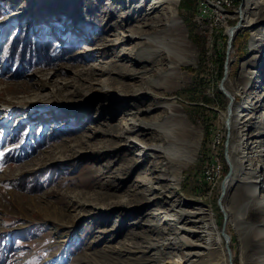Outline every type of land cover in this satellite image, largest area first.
<instances>
[{
	"label": "rangeland",
	"instance_id": "374dc122",
	"mask_svg": "<svg viewBox=\"0 0 264 264\" xmlns=\"http://www.w3.org/2000/svg\"><path fill=\"white\" fill-rule=\"evenodd\" d=\"M126 6L0 0V264H264V189L250 197L243 188L250 175L264 188V0H178L179 29L144 27L134 47L116 43L141 22ZM121 18L126 24L114 27ZM173 38L183 60L165 88H153L148 80L165 73L167 61L149 59L148 49ZM13 46L25 61L6 56ZM123 47L141 60L117 61ZM137 71L145 74L133 78ZM224 89L236 97L232 119L250 108L241 130L225 122ZM125 121L166 122L187 143L186 156L137 159L135 143L168 140L159 132L118 139ZM150 161L160 164L154 180ZM27 177L49 186L22 190ZM194 207L211 222L208 242L166 244L181 210ZM164 218L172 224L161 232Z\"/></svg>",
	"mask_w": 264,
	"mask_h": 264
},
{
	"label": "bare ground",
	"instance_id": "6f19581e",
	"mask_svg": "<svg viewBox=\"0 0 264 264\" xmlns=\"http://www.w3.org/2000/svg\"><path fill=\"white\" fill-rule=\"evenodd\" d=\"M116 1H119L121 3L122 2L125 3L127 5L126 7L129 8V11L131 12V14H133V18L141 21L139 24L133 25L132 28H130V30L128 31V33H126V34L120 33V35H119L120 40L117 41L116 43L121 42L122 39H127L130 41V44L132 43V45H129V46L134 47L132 40L135 38H138L137 34L144 27L153 28V27H158L160 25H164L168 32L169 31L174 32V31L178 30L179 25H181L180 21H178V19L175 16V7L177 5L178 0H116ZM146 1L150 2L149 4H147V6H145ZM23 11H25V9ZM166 13L168 16L165 18L164 14H166ZM243 13H244V10L239 11V14H243ZM163 16L165 18V22L162 21ZM108 18L109 17L107 14V15H105V17H102L100 19L99 23L104 24ZM129 19H130V17H129ZM159 22H162V23H159ZM124 24H126V22H125L124 18H121L118 22H115L113 24V26L117 27V28L118 27L122 28ZM111 27H112V25H111ZM234 33H235L234 28H229L227 30V34L230 37V39H233ZM151 39H153V41L157 42L155 40L156 36H154V37L153 36H145V40L147 42H150ZM157 43H159V42H157ZM176 43L177 42L175 41V38H173V39L169 40L168 45H162V44L159 45L158 48L159 49L162 48L161 54H160L159 49H157L155 51L148 49L150 52L149 54H147L149 59L157 58L158 64H160V62H162L164 60L167 61L166 72L159 74V78H156L155 80H148L149 86H152L153 88H157V89H161V88L163 89L166 86V82L169 78L168 76L174 75V77H176V65L181 63V61L183 60V51H184V49ZM125 46H127V45H125ZM123 48L124 49L120 53V55L119 56L117 55L118 56L117 61H122L123 57H125V59H128L134 65L136 63V61L141 60V58L135 59L133 57V55L130 54L131 52H129V50L131 48H128V47H123ZM144 58H147V57H144ZM110 62H115V61L111 60ZM114 65L115 64H113V66ZM109 70H112V69H109ZM109 70H108V72H109ZM155 71H157V73H160V71L156 68H155ZM139 73H143V71L131 72V74L133 75V78H137L138 77L137 74H139ZM143 74H145V73H143ZM143 74H141V75H143ZM127 75L130 76L129 69H128ZM139 78H142V76ZM224 91L228 95L229 106H230V114H228V112L225 113V122L229 123L230 129L232 128V129L241 130V126L239 124L240 123L245 124L250 119V115H249L250 114V112H249L250 108L248 109V107H244V109L241 110L237 114V117L235 119H232V117H233L231 115L232 111L237 110L236 108L233 107V102L236 99V97H235V95H233L232 93H229L225 89H224ZM171 106H172L171 103H166V104H164L163 107H165L167 110H170ZM127 120H130V119H127ZM165 123H163V122L162 123H154V122L153 123H145V122L138 121L137 124H134L132 122H126L125 121L124 125L122 126L120 132L117 134L116 137L119 139V138H122L129 133H132V134H135L136 136H139L140 134H143L144 132H150L152 134L159 132L158 137H160L163 141L168 140V142L164 143V142L155 141V143H151V144H148L145 146L138 145L135 143V145H137V150L135 151L134 155L137 157V159H142V157L145 156V153H148L147 157L148 156L151 157V155L153 154L154 156L153 155L152 156L154 158H157L155 156H160L162 151L164 153L166 152L168 154L174 155L175 157H176V155H180V154H181V156L182 155L186 156V154H185L186 152H184V148H188L187 143L184 142V143H182L184 145L181 146L180 143H178V141H176L177 135L173 130L174 128H168ZM132 124H133V127L135 129L132 128ZM252 143H253V141H250V140L247 141V150H248L247 153H250L252 151L251 150ZM150 153H152V154L150 155ZM244 159H245V156H243V155L239 156L237 159L238 160L237 162L239 164H242ZM149 163H150V166H153V168H154V169H152L151 172L149 171L150 179L154 180V178H152L151 176L157 172L160 164L156 163V162H152V161H150ZM233 165L234 164H232V168H234ZM148 168H149V165H148ZM249 178H250V180L247 181V183L244 185L243 188H244L245 192L250 197H254L257 189L263 191L264 188H262L261 186H258V181H257L258 176L254 177V176L250 175ZM244 179H245V177H242L240 179V181H243ZM142 180H143V182L141 184L144 186L146 180H144V179H142ZM139 182H141V181H139ZM230 182H229V180H225V182L223 184L224 190H226V188ZM205 215H206V212L199 207H194V208H191L190 210H181L180 218H178L179 220L176 219V220H178V222L175 226V228H177L176 231H178V232L174 233L175 236L168 238L166 244L173 245L174 243L177 242L175 240H178L179 242H182L184 245H186L187 247L190 248V247H196V246L199 247L202 245V243L208 242V239L210 237H209V232L206 229H208V226L211 225V222L210 221L207 222L208 219L207 218L205 219ZM162 220H163L164 227L161 228L162 229L161 232H166L167 230H169L167 225L172 224V223H169L170 221L169 222H166V221L171 220V219L164 218ZM210 228H212V227H210ZM157 231L160 232V229L158 230V228H157ZM192 238H195V241H197V243L192 241ZM202 254L203 253H201V252L200 253L199 252L198 253L190 252L189 255H191V257H197V256H200ZM194 262H195V260H191V261H189V264H194ZM201 263L209 264V260L206 259L205 262H200V264ZM196 264H198V263H196Z\"/></svg>",
	"mask_w": 264,
	"mask_h": 264
},
{
	"label": "trees",
	"instance_id": "16d2710c",
	"mask_svg": "<svg viewBox=\"0 0 264 264\" xmlns=\"http://www.w3.org/2000/svg\"><path fill=\"white\" fill-rule=\"evenodd\" d=\"M51 48H52V42L49 41L47 44H45V48L43 50L44 57L39 55L40 56L39 59L40 60H44L45 58L48 59L47 53H49V51H51ZM6 56L10 57V58H14V59L17 58L21 61H25L27 59L25 51L22 49H19V48H14V46L10 49H6ZM19 183L21 185L22 190H28L31 192L42 191L43 188L49 186V185H46V186L42 187L43 182H40L38 180H31L30 177H27V178L21 180ZM19 183H17L16 186H18ZM48 183H50V181ZM8 250L10 251V253L7 255V258L11 255V252H12L11 247H9ZM4 251H6V250H4ZM4 251L0 252V260L2 259V254L4 253Z\"/></svg>",
	"mask_w": 264,
	"mask_h": 264
}]
</instances>
